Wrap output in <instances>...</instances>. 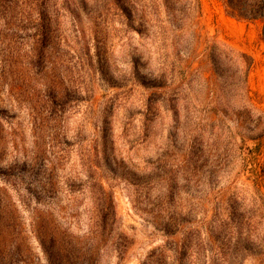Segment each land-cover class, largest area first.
<instances>
[{"label": "rangeland", "instance_id": "1", "mask_svg": "<svg viewBox=\"0 0 264 264\" xmlns=\"http://www.w3.org/2000/svg\"><path fill=\"white\" fill-rule=\"evenodd\" d=\"M224 1L0 0V264H264V21Z\"/></svg>", "mask_w": 264, "mask_h": 264}, {"label": "trees", "instance_id": "2", "mask_svg": "<svg viewBox=\"0 0 264 264\" xmlns=\"http://www.w3.org/2000/svg\"><path fill=\"white\" fill-rule=\"evenodd\" d=\"M224 8L226 13L232 17H240L247 20L260 18L264 21V0H225ZM238 56L239 58H243L241 61L238 62L241 64L242 67H246L248 71L251 66L249 57H245L244 53H238ZM210 58L211 60L212 58L214 60V56H212V54ZM242 73L245 75L243 69ZM241 82L245 87L246 93H248L250 89L247 85L245 76ZM39 241L41 244V249L48 264H66L68 261H70V259L72 260L73 257L77 259L80 257L79 253L72 255L73 253L67 251L64 246L56 244L57 239L54 237H50L51 244L47 246L45 245L44 240L39 239Z\"/></svg>", "mask_w": 264, "mask_h": 264}]
</instances>
